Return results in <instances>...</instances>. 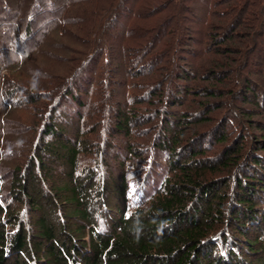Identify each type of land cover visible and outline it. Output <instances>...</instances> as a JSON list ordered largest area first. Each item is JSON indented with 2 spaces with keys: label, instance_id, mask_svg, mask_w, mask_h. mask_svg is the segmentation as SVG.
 I'll return each instance as SVG.
<instances>
[{
  "label": "trees",
  "instance_id": "16d2710c",
  "mask_svg": "<svg viewBox=\"0 0 264 264\" xmlns=\"http://www.w3.org/2000/svg\"><path fill=\"white\" fill-rule=\"evenodd\" d=\"M126 1L76 2L81 4L75 11L82 12L91 24L85 34L102 47L100 53L113 47L102 35V27L106 29L119 19ZM261 7L264 10V0H255L254 8ZM66 8L73 10L74 6L69 3ZM234 10L239 11L237 5ZM262 14L264 18V11ZM243 18L235 17L231 28L234 35L226 40L236 39L238 30L234 27L245 26ZM30 24L23 31L18 22L1 31L9 32L3 41L14 44L11 51L19 60L12 68L0 66L2 119L12 107H21L33 114L31 130L39 131L12 170L10 186L4 183L0 193V264H264V154L260 153L264 151V123L253 121L251 112L244 111L245 118L261 132L252 140L255 148L243 155L247 142L243 132L217 157H210L200 145L204 134H185L191 114L173 113L170 118L174 121L164 120L163 129L165 136L169 131L172 136L168 141L159 140L157 149L170 150L168 164L174 173L151 193L153 177L158 179L152 170L138 171L142 176H136L133 183L121 165L116 181L108 162L110 155L118 154L115 145L101 146L99 131L88 135L97 129L96 122L84 128L83 113L72 120L62 112L65 99L78 88L80 68L69 71L50 62L46 72L33 75L32 80L25 77V68L21 70V64L25 67L36 52L32 54L27 47L33 36ZM95 44L84 46L91 49ZM156 61L149 60L148 65ZM33 64L41 68L37 62ZM245 87V91L252 89L250 83ZM201 105L209 104L201 101ZM262 109L264 114V105ZM116 114L109 125L111 133L128 137L144 121L151 120L134 108H119ZM59 117L64 125H58ZM221 132H217V142H227L228 134ZM127 149L143 160V152L129 140ZM90 152L95 156L86 165L84 160ZM228 183L232 189H226ZM131 186H135L137 203L132 202Z\"/></svg>",
  "mask_w": 264,
  "mask_h": 264
},
{
  "label": "rangeland",
  "instance_id": "374dc122",
  "mask_svg": "<svg viewBox=\"0 0 264 264\" xmlns=\"http://www.w3.org/2000/svg\"><path fill=\"white\" fill-rule=\"evenodd\" d=\"M77 1L0 0V66L18 65L19 60L11 51L14 44L3 41L9 32H1L18 22L22 31L31 23L33 36L27 47L32 54L36 51L26 60L25 67L21 64V70L25 68L28 72L26 78L32 80L37 74L45 73L50 62L69 71L80 68L76 78L78 88L65 99L62 112L72 120L83 113L84 128L96 122L97 129L88 135H97L99 131L101 146L115 145L119 158L110 155L108 162L116 181H119L121 165L130 182L142 176L138 171L152 170L158 179L153 177L149 186L151 193L165 177L174 173L168 164L170 150H158L157 143L161 139L168 141L172 136L170 131L165 136L164 120L176 112L191 114L185 134L191 135L194 131L204 134L200 145L206 149L207 156L217 157L243 132L247 136L243 155L255 148L252 140L256 135L261 136V132L253 121L260 119L264 123V10L254 8L255 0H127L119 19L110 23L112 27L110 24L106 29L102 27V35L113 45L104 53L85 34L91 24L82 12L75 11L81 4ZM69 3L74 6L73 10L66 8ZM236 5L238 12L234 10ZM15 11L21 15L14 16ZM238 16L244 17L241 21L246 25H236V39L226 40L234 35L231 28ZM247 26L251 31L249 36H246ZM89 42L96 47L85 48ZM5 45L6 50L2 49ZM152 59L157 61L148 65ZM246 83L252 85L251 91L244 90ZM153 90L157 94L152 96ZM201 101L209 105L203 106ZM0 107H3L1 103ZM119 108L122 111L134 108L139 115H149L151 120L136 127L129 137L121 132L112 134L109 125ZM1 111L0 108V193L5 189L4 183L10 186L12 170L22 161L39 131L31 130L33 114H28V110L12 107L4 120ZM244 111L251 112L253 121L245 118ZM57 123L64 125L65 122L59 117ZM219 129L228 134L227 142H217ZM128 140L143 152V160L129 154ZM94 156L93 152L88 153L84 163L91 164ZM101 168L107 171L104 165ZM229 187L233 186L228 183L226 189ZM130 193L132 202L137 203L135 186H131Z\"/></svg>",
  "mask_w": 264,
  "mask_h": 264
}]
</instances>
